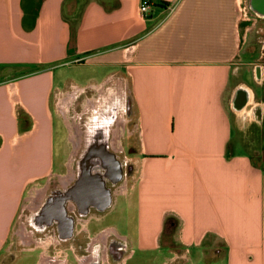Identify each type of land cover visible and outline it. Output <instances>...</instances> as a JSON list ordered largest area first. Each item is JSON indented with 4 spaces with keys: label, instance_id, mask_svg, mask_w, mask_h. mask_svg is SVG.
Instances as JSON below:
<instances>
[{
    "label": "crops",
    "instance_id": "0c3cea01",
    "mask_svg": "<svg viewBox=\"0 0 264 264\" xmlns=\"http://www.w3.org/2000/svg\"><path fill=\"white\" fill-rule=\"evenodd\" d=\"M143 1L0 0V255L21 211L31 226L51 190L74 184L71 160L114 159L128 167H111L116 187L90 216L104 223L124 201L133 219L125 232L97 228L107 264H129L136 248L164 251V264H264V159L234 139H264V66L238 59L243 0H151L146 15ZM64 67L88 72L66 82ZM21 230L34 264L59 255V228L44 240Z\"/></svg>",
    "mask_w": 264,
    "mask_h": 264
},
{
    "label": "flooded vegetation",
    "instance_id": "af4514ba",
    "mask_svg": "<svg viewBox=\"0 0 264 264\" xmlns=\"http://www.w3.org/2000/svg\"><path fill=\"white\" fill-rule=\"evenodd\" d=\"M252 1L248 0L249 10L258 19H264L258 8L253 6ZM116 163L128 167L125 161L120 162L114 159L77 161V176L73 182L74 184L67 189L55 187V189L51 190L49 196L46 197L42 209L38 213L33 211L34 216L32 215L31 226L36 231L43 232L44 235L50 226L53 228L55 226L60 230L59 255L54 260L46 259L43 264H69L68 259L70 258V262L73 264H107L103 259V253H105L108 245L107 241L105 237H98L100 230H95L97 227L94 226L95 228H92L93 223L100 224L102 220L90 215L93 212L101 214L104 207L109 203L111 189L116 187L114 184L118 178L116 175L111 174V167L117 168ZM107 164L109 165L108 171L103 169ZM69 201L76 204V209L68 213ZM77 218L89 219L87 222L88 230L80 233L74 230ZM78 240L80 241L79 243H77ZM77 246L78 248H76ZM109 248L112 251H119L122 248V251H124L125 245L123 242L117 241V239H112L109 242ZM22 252L31 251L23 249ZM62 253L67 254L66 259L61 258Z\"/></svg>",
    "mask_w": 264,
    "mask_h": 264
},
{
    "label": "rangeland",
    "instance_id": "374dc122",
    "mask_svg": "<svg viewBox=\"0 0 264 264\" xmlns=\"http://www.w3.org/2000/svg\"><path fill=\"white\" fill-rule=\"evenodd\" d=\"M247 1V0H246ZM243 20H241L239 25V35H240V50L238 59L244 65V67H248L253 71L254 65H261L264 66V19H258L252 11L248 10L246 17L243 16V14L240 15ZM245 19V20H244ZM264 71V69H263ZM64 73L66 82L67 81H77L83 73H86L88 71L82 69V68H69L64 67L61 70H59V73ZM255 115V114H254ZM90 116H85L83 120H88ZM256 117H259V112H257ZM56 134H55V170L58 172H64L63 163L65 160V149H66V131L65 128L62 125V122L59 118L56 119ZM262 132L258 129L248 131L247 134H241L238 135L235 133L234 139L241 142L244 148L247 150V152H250L251 155H253V158L260 163L262 162V159H264V139L261 138ZM81 138V137H80ZM77 140V139H76ZM235 141V140H234ZM82 141L77 140V143H75V150L77 149V146H79ZM68 151H71L70 145L67 147ZM257 151V152H256ZM260 152V154L257 155V153ZM77 161L79 160H71L74 168L77 170ZM80 164V163H79ZM34 206V205H33ZM127 209L125 207L124 201L121 202L119 205L117 211L115 213H110L104 223L101 224H92V228L95 227L99 228L105 225H116L120 232H125L124 227L126 226L127 222L131 219H133V215L130 213L129 217L130 219L127 220L125 216H127L126 213ZM24 214V215H23ZM27 211H21L19 218L15 221L13 225V231L11 238L9 240V243L7 244L6 248L7 250H3V252L0 255V264H34L35 260L37 259L36 254H31L32 252H22V250L25 248L23 243L20 242V233L22 235V239L25 243H27L26 239L24 238L21 230V225L28 227V229H32V226H26L29 224L27 218ZM23 215V216H21ZM22 219V220H21ZM95 226V227H94ZM95 228V230H98ZM34 230V228H33ZM20 231V232H19ZM41 233V238L44 240L46 236H43V232ZM45 234V233H44ZM82 241L83 238L81 237ZM28 240V239H27ZM166 242H171L172 239H165ZM30 243V240L28 241ZM80 241L78 240L77 243ZM39 244V243H38ZM65 244V243H64ZM63 244V245H64ZM67 246V245H64ZM78 248V246L76 247ZM75 248V249H76ZM27 249V248H26ZM63 250V249H62ZM67 254L62 253L61 258L66 259ZM169 256H167L166 253L163 254L159 252H152V251H141L138 248H136V254L129 262V264H164L169 259ZM43 259H48L45 255H42L41 260L39 264L43 261ZM71 259V258H70ZM80 259V258H79ZM44 262V261H43ZM120 263V262H119ZM118 263V264H119ZM42 264V263H41ZM203 264V263H202ZM211 264V263H209Z\"/></svg>",
    "mask_w": 264,
    "mask_h": 264
},
{
    "label": "built area",
    "instance_id": "2783aa9c",
    "mask_svg": "<svg viewBox=\"0 0 264 264\" xmlns=\"http://www.w3.org/2000/svg\"><path fill=\"white\" fill-rule=\"evenodd\" d=\"M151 7H152V2L151 0H144L141 4V13L143 15H146L150 12L151 10ZM249 10V3H248V0L246 1H242L241 4H240V15L243 14L244 17H246V14H247V11ZM240 19L243 20L240 16ZM245 20V19H244Z\"/></svg>",
    "mask_w": 264,
    "mask_h": 264
},
{
    "label": "water",
    "instance_id": "95a60500",
    "mask_svg": "<svg viewBox=\"0 0 264 264\" xmlns=\"http://www.w3.org/2000/svg\"><path fill=\"white\" fill-rule=\"evenodd\" d=\"M253 6L257 7L260 14L264 16V0H253ZM120 165L116 163V167L119 169V175H120ZM113 171V170H112Z\"/></svg>",
    "mask_w": 264,
    "mask_h": 264
},
{
    "label": "trees",
    "instance_id": "16d2710c",
    "mask_svg": "<svg viewBox=\"0 0 264 264\" xmlns=\"http://www.w3.org/2000/svg\"><path fill=\"white\" fill-rule=\"evenodd\" d=\"M79 19H80V14L78 13L77 17H76L75 20L72 22V25H73L74 27H75L76 24L78 23ZM169 224H170V223H169Z\"/></svg>",
    "mask_w": 264,
    "mask_h": 264
},
{
    "label": "bare ground",
    "instance_id": "6f19581e",
    "mask_svg": "<svg viewBox=\"0 0 264 264\" xmlns=\"http://www.w3.org/2000/svg\"><path fill=\"white\" fill-rule=\"evenodd\" d=\"M258 111V110H257ZM109 162V161H108ZM113 166V165H112ZM108 167V168H107ZM97 169V168H96ZM103 169L107 170L109 169V165L107 164L106 166L103 167Z\"/></svg>",
    "mask_w": 264,
    "mask_h": 264
}]
</instances>
